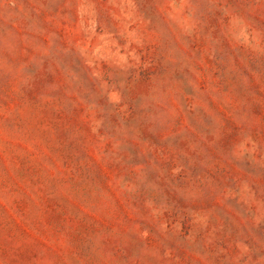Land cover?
Returning <instances> with one entry per match:
<instances>
[{
    "label": "rangeland",
    "instance_id": "1",
    "mask_svg": "<svg viewBox=\"0 0 264 264\" xmlns=\"http://www.w3.org/2000/svg\"><path fill=\"white\" fill-rule=\"evenodd\" d=\"M0 264H264V0H0Z\"/></svg>",
    "mask_w": 264,
    "mask_h": 264
}]
</instances>
